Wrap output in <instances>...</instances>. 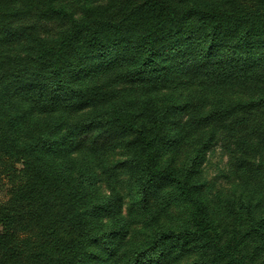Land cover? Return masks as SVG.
Here are the masks:
<instances>
[{"label": "trees", "instance_id": "obj_1", "mask_svg": "<svg viewBox=\"0 0 264 264\" xmlns=\"http://www.w3.org/2000/svg\"><path fill=\"white\" fill-rule=\"evenodd\" d=\"M0 193V264H264V0H0Z\"/></svg>", "mask_w": 264, "mask_h": 264}, {"label": "rangeland", "instance_id": "obj_2", "mask_svg": "<svg viewBox=\"0 0 264 264\" xmlns=\"http://www.w3.org/2000/svg\"><path fill=\"white\" fill-rule=\"evenodd\" d=\"M203 171L211 189L229 187L231 179L229 157L221 144H217L208 152Z\"/></svg>", "mask_w": 264, "mask_h": 264}]
</instances>
